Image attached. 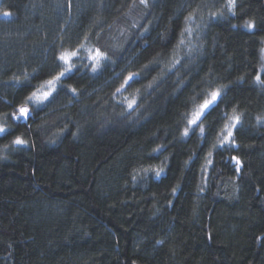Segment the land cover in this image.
Returning a JSON list of instances; mask_svg holds the SVG:
<instances>
[{"label":"trees","instance_id":"16d2710c","mask_svg":"<svg viewBox=\"0 0 264 264\" xmlns=\"http://www.w3.org/2000/svg\"><path fill=\"white\" fill-rule=\"evenodd\" d=\"M225 5L0 0V264H264V0ZM77 48L54 98L28 101Z\"/></svg>","mask_w":264,"mask_h":264},{"label":"snow or ice","instance_id":"6c2138e0","mask_svg":"<svg viewBox=\"0 0 264 264\" xmlns=\"http://www.w3.org/2000/svg\"><path fill=\"white\" fill-rule=\"evenodd\" d=\"M139 4L143 5L145 8H147L149 6V0H139ZM228 9V12L235 16V7H236V0H226V5H225ZM68 7H71V4H68ZM2 15L4 17H11L12 12L10 10H4L2 12ZM213 17H216L217 14L213 13L212 14ZM219 18H223L222 13L220 14ZM246 29L248 30H252L255 28V23L251 20H246L244 22L243 25ZM186 31H191L190 29H186ZM85 39H87V37H85ZM181 43H183V41H181ZM81 48L83 47V45L80 46ZM80 51V48H77L75 50H64L60 53V55L58 56V60L60 62H62L64 65H67V67H65L62 71H59L57 74L53 75L51 78L47 79L42 85H40V87L37 88L36 91L31 92V94L27 97L28 101H36L39 103H43L45 101H49L50 98H54L53 94L57 91V85L59 84V82L62 81V79L66 76V74L68 72H70L72 70V65L75 61V58L78 57V53ZM89 59L92 60L94 62L93 64V71H96V65H99L102 59H107L106 54L104 52H102L99 48L95 49L94 54L90 52L89 54ZM261 73H264V67H262L261 69ZM134 75H129L127 77V79L124 80L121 88L126 87L130 84V82L134 79ZM255 80L258 84H264V79H262L261 74H257L255 76ZM121 89H117V91L119 92ZM70 91L75 95L76 94V89L75 88H71ZM40 93L39 95H37V93ZM220 99H222L221 97V93L220 91H214L211 93V98L210 99H205L203 101V103L199 106V109L197 111H195L192 114L191 119L188 120V124L198 127L200 129L201 134H203L205 132V129L203 127V118H205L208 113L210 111H212L215 107L218 106ZM129 108L133 107V104L130 102L128 105ZM235 111V110H234ZM18 115H13V119L19 120V119H24L25 121H27L30 118V110L28 107L26 106H21L17 109ZM231 119H233L235 122L232 123L230 126L226 125L224 128V132L226 133L225 135H223L222 140L220 141V146L223 147L224 144H230V146H236L235 145V140L233 139V129H235L237 127V125L240 122V117L239 116H233ZM257 121L258 123L264 122V118L261 117H257ZM193 131L195 130L194 128L192 129ZM7 129L0 126V135L6 134ZM189 134V129L185 128L184 131V136L187 137ZM13 144L18 145V146H26L27 145V141L22 139L20 136H17L13 141ZM154 151H159V149H156ZM212 153L209 152V156H211ZM232 160L235 161V164L238 166L237 167V171H239V166L241 164V161L233 156ZM209 163H211V161H209ZM163 168H159L155 170V175L157 178L160 177V175L163 172ZM176 189L173 188V193H175ZM162 243V242H160Z\"/></svg>","mask_w":264,"mask_h":264},{"label":"rangeland","instance_id":"374dc122","mask_svg":"<svg viewBox=\"0 0 264 264\" xmlns=\"http://www.w3.org/2000/svg\"><path fill=\"white\" fill-rule=\"evenodd\" d=\"M261 60H262V64H261V69H262V67H264V45L262 46V48H261ZM211 98V95L209 96V98L208 99H210ZM190 127H194V126H192V125H189Z\"/></svg>","mask_w":264,"mask_h":264}]
</instances>
